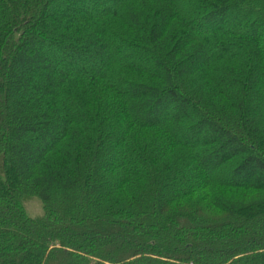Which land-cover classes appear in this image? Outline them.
Segmentation results:
<instances>
[{
    "label": "trees",
    "instance_id": "16d2710c",
    "mask_svg": "<svg viewBox=\"0 0 264 264\" xmlns=\"http://www.w3.org/2000/svg\"><path fill=\"white\" fill-rule=\"evenodd\" d=\"M77 1L0 0V264H264V0Z\"/></svg>",
    "mask_w": 264,
    "mask_h": 264
},
{
    "label": "rangeland",
    "instance_id": "374dc122",
    "mask_svg": "<svg viewBox=\"0 0 264 264\" xmlns=\"http://www.w3.org/2000/svg\"><path fill=\"white\" fill-rule=\"evenodd\" d=\"M69 1H71V7H70V9L71 10H74L73 12H75L76 10H75V6H76V4H79V3H76V2H78L77 0H56V5H59L60 3H63V4H66V3H68ZM75 1V2H74ZM89 2H91V0H83V2H82V4H80V5H85V6H87L88 4H89ZM56 5L55 6H53L50 10H49V12H48V15L49 16H51V15H55L54 13H55V10H56ZM75 5V6H74ZM110 5H108L107 3L104 5V4H100V6H99V8H103V7H109ZM71 13H72V11H71ZM56 16V15H55ZM241 18H242V13H240V12H237V14H231V15H229L228 17H227V25H228V27L231 29V30H233V31H240L241 30ZM262 31H264V30H262ZM261 42H262V45L264 46V33L261 35ZM219 50H222V49H220V48H218ZM40 49L38 48V51H39ZM209 52V55L211 56L212 54H211V52L210 51H208ZM112 54H113V52H112ZM114 56H115V59L117 60V61H119V59L120 58H122V57H124L125 59L127 58H130V56H131V54L130 55H128V54H126V53H124V54H122V55H120V56H118V55H116V54H114ZM93 60L92 61H90V60H87V63L85 62L84 63V68H86V67H88V66H91V68L92 67H95V66H97V67H100V65H102V64H100L99 63V61L97 60V59H95V58H92ZM264 118V117H263ZM54 135V134H53ZM30 138V137H29ZM50 138L48 139V142L50 143ZM110 157L111 156H109L108 158L110 159ZM106 161L107 160H104V162H103V164H105L106 163ZM231 170H227V171H223V172H221L220 174H214L213 176H212V178L213 179H215V180H218V181H224V180H229L228 179V176H230L231 174V172H230ZM181 188H178L177 187V189L175 190V191H179ZM165 194V193H164ZM24 206H25V209H26V212H28V214L31 216V217H33V218H38V217H41L42 215H43V208H42V204L39 202V201H37V200H33V199H29V200H26L25 202H24Z\"/></svg>",
    "mask_w": 264,
    "mask_h": 264
}]
</instances>
